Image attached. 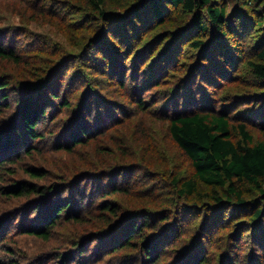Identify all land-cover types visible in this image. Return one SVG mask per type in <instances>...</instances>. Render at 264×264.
<instances>
[{"label": "rangeland", "instance_id": "rangeland-1", "mask_svg": "<svg viewBox=\"0 0 264 264\" xmlns=\"http://www.w3.org/2000/svg\"><path fill=\"white\" fill-rule=\"evenodd\" d=\"M120 1L107 0L106 6L117 7ZM228 2L230 13L237 1ZM174 11L161 26L146 28L134 36L138 38L134 43L140 45L137 50H144L138 58L135 55L131 59L135 48L130 47L124 56L125 85L121 87L120 77L109 72L110 68L116 71L118 61L108 67L100 63V71L90 62L93 60L90 54L99 41L100 45L105 44V49L114 50L104 40L106 28L103 31L102 20L99 24V18L95 17L98 12L90 10V0H0V47H7L18 57L15 61L0 56V79L11 84L5 103L9 106L3 105L0 111V133L5 129L8 134L14 133L15 125L22 121L24 97L33 93L41 95L44 105V91L57 88L62 80L61 97L71 103L68 109L58 105L59 100L50 104L45 120L39 124L45 133L43 138L25 141L24 146L17 142L21 138L8 147V142L5 144L3 153L8 160L0 176L1 261L144 264L139 251H108L114 250L115 240L123 238L120 233L123 226L135 216H128L129 213L166 210L168 223H161L166 227L154 237L162 242L159 252L162 264H181L192 253L202 250L206 258H212V264H220L224 256L229 257L233 252L242 264H264V245L252 242L253 237L261 235L258 225L264 222L255 226L246 223L250 220L248 213L255 207H248L246 212L230 209V205L221 226L213 228L207 215L211 216L216 208L212 211L203 208L205 203H213L209 187L201 184L194 196H179L175 179H190L193 169L188 156L172 139L165 116L172 113L173 102L183 100L186 92H193L197 98H208L209 106L217 110L226 108L232 124L246 122L254 139L260 140L264 134V107L257 106L264 98V81L249 68L248 61H258L256 41L262 28L253 24L243 41V54L232 72L225 73L218 67L212 70L213 59L205 60L202 52L189 47L186 40L171 42L165 36L167 30L177 29L188 19L184 12ZM99 31L100 37L96 39ZM210 45L212 42L204 50ZM135 58L138 87L131 80ZM201 67L202 78L209 84L206 82L197 92L191 82ZM148 69L159 70V82L144 87L142 74ZM141 100L145 101L142 108ZM86 111L94 119L87 123L85 143L77 145L70 138V129L80 132L77 121H83L81 115ZM22 127L21 124L20 130ZM234 133L240 138L238 131ZM27 150L32 152L27 154ZM30 171H37L42 177H32ZM102 174L106 176L101 177ZM90 175H94L92 179L87 178ZM99 177L104 178L101 186ZM18 182L53 187L55 191L47 196L35 193L17 196L3 190ZM244 190L246 200L256 201L252 206L263 207L259 188L246 184ZM105 191L110 194L101 197ZM79 193L85 197L84 204L80 203ZM61 199H70L75 204V208L72 204L69 207L70 215L71 211H77V206L78 211L89 214L79 220H68L67 214L61 216L49 239L24 231L26 226L38 224L42 213H47ZM104 201L118 205V214L103 210ZM38 206H41L39 210ZM161 218L158 214L156 222Z\"/></svg>", "mask_w": 264, "mask_h": 264}, {"label": "trees", "instance_id": "trees-1", "mask_svg": "<svg viewBox=\"0 0 264 264\" xmlns=\"http://www.w3.org/2000/svg\"><path fill=\"white\" fill-rule=\"evenodd\" d=\"M235 1H237L236 7L229 13L228 0H121L118 6L113 8L106 6L107 0H90V10L98 12L95 17L99 18V24L100 19L102 20L103 31L106 28L104 40L107 46L110 49L112 46L114 47V50H107L103 47L105 44L100 45L99 41L90 54L93 58V60H90L92 67L95 66L100 71V63L108 67V64H115L118 61L116 71L110 68L109 72H114L115 76L120 77L122 80L120 86L123 87L125 85L123 70L124 65H126L124 56L128 53L130 47L135 48L131 54V59L135 55L138 58V55L144 50H137L140 45L134 43L138 41V38L134 36H138L146 28L152 30L161 26L171 17V13L178 9L180 12H184L188 19L177 29L167 30L165 36L171 39V42L173 39L186 40L189 47L202 52V57L205 60L213 59L210 62L212 70L218 67L225 73L232 72L230 70L236 66L238 59L243 54V41L249 36L252 26L261 27L260 37L256 41V45H259L258 61L249 60L248 66L257 77L264 81V0ZM99 37L100 31L96 39ZM132 38L134 39L131 40ZM209 42H212V45H210L212 50L208 51L210 47L204 50ZM110 51L114 54H111ZM0 56L15 61L18 60L13 51L7 47H0ZM137 58L132 62L134 71L131 73V80L133 79L135 87L139 86L137 81L139 76ZM159 58L161 56L155 60ZM202 68L196 72L191 82L198 90L197 92H200L203 84L207 85L208 83L207 80L205 81L202 78L201 73L204 72ZM212 73L215 74L216 72ZM158 75V69L154 72L151 69L144 72L142 74L144 87L152 83L157 84L159 82ZM62 83L63 80L58 83L57 88L44 91V105L40 101L41 95L33 93L23 98L21 103L22 121L15 125L14 133L8 134L6 129L0 133V176L6 164L5 161L8 160L4 158L6 155L3 153L6 149V142H8V147L15 139L21 138L17 142L24 146L23 142L25 143V141L27 142L30 139L35 141L43 138L45 133L40 130L39 124L45 120L47 108L50 104H56V101L59 100L58 105L62 108L68 109L71 106L67 98L61 97L59 86ZM10 85L9 81L0 79V111L3 105H7L5 103L10 96V93H8ZM182 98L183 100H179L177 103L173 102L171 114L165 113L169 121V133L179 148L188 156L193 169V176L190 179L185 180L183 177L175 179L174 183L179 187V196L188 198L194 196L201 184L209 187L213 203H205L203 208L208 211L216 208L211 216L207 215L208 222L213 228L221 226L227 215L225 212H229L227 208L230 205H232L230 209L238 208L246 212L248 207H255L252 213H248L250 220L246 223L255 226L264 222V134L260 140L256 141L246 122L232 124V117L228 110L226 108L217 110L209 106L208 98H197L193 92L192 94L186 92ZM144 102L143 100L140 101L141 108L144 107ZM259 106L264 107V98L259 101L257 108ZM87 113L88 111L85 114L82 113L81 119L83 121L81 123L80 120L77 121L80 127L79 133H75V130L70 129V138L77 145L85 143L84 137L88 134L87 123L93 122L94 119V116L90 119V115ZM95 116L98 125L100 122L99 112ZM21 124L23 127L20 130ZM235 131L240 133V138L235 135ZM23 132L25 135L22 134ZM17 142H14L16 146ZM31 152L32 150H27V154ZM30 173L32 177H42L37 171H30ZM93 176L90 175L87 178L92 179ZM105 176V174L101 175V177ZM103 179L100 177L98 179L100 180V186L101 183L104 184ZM115 182L113 183L114 189H117ZM246 184H252L262 191L263 207L252 206L256 201H248L244 198V186ZM97 189L100 193V187ZM3 190L17 196L32 195L34 193L47 196L54 194L52 191H55L53 187L40 186L36 183L22 185L20 182L15 183L12 187H5ZM108 194L110 192L105 191L100 196L106 197ZM79 199L80 203L84 204L85 197L82 193H79ZM59 201L51 205L47 213H42V216L38 219V224L26 226L24 231L49 239L53 227L58 225L61 216L67 214L65 218L68 220H79L86 213L89 214V211L86 213L78 211L80 207L77 206V211H71L70 215L68 213L69 207L72 204V208H75V204L70 199ZM40 207L38 206L37 210ZM102 209L111 215H116L119 212V206L109 201H104ZM158 214L162 216L159 223L155 220ZM130 215L134 217L127 225L123 226L120 232L123 238L115 240L113 243L114 250L110 249L108 252L115 253L122 249L139 251L144 264H162L161 254L159 253L162 249V242L159 239H154V237L164 231L166 226H162L161 223H168L166 222L169 217L167 211L145 210L144 213L138 215L129 213L128 216ZM107 218L110 219V215H107ZM123 219L124 216L121 220ZM258 230V234L261 235L253 237L252 242L255 245L262 246L264 245V224L258 225ZM167 233L168 231L165 234ZM100 247L102 249V246ZM205 256L203 250L194 252L181 264H212V258H206ZM234 257L235 252L231 253L229 257L224 256L220 264H242L241 260L238 261ZM0 264L13 263H4L0 260Z\"/></svg>", "mask_w": 264, "mask_h": 264}]
</instances>
